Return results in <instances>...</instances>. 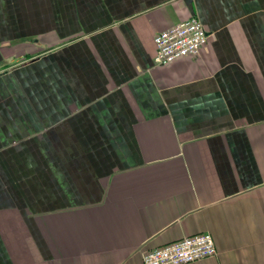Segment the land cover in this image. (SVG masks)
Instances as JSON below:
<instances>
[{
  "label": "crops",
  "instance_id": "crops-1",
  "mask_svg": "<svg viewBox=\"0 0 264 264\" xmlns=\"http://www.w3.org/2000/svg\"><path fill=\"white\" fill-rule=\"evenodd\" d=\"M191 15L196 55L155 64ZM264 264V0H0V264Z\"/></svg>",
  "mask_w": 264,
  "mask_h": 264
},
{
  "label": "built area",
  "instance_id": "built-area-1",
  "mask_svg": "<svg viewBox=\"0 0 264 264\" xmlns=\"http://www.w3.org/2000/svg\"><path fill=\"white\" fill-rule=\"evenodd\" d=\"M209 34L196 15L158 31L152 40L155 64H165L185 55H196L205 46ZM216 254L209 232L202 231L154 246L142 253L143 264H185Z\"/></svg>",
  "mask_w": 264,
  "mask_h": 264
}]
</instances>
